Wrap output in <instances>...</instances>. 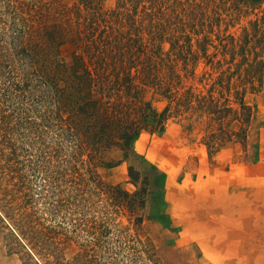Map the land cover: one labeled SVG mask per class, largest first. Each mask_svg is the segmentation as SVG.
Instances as JSON below:
<instances>
[{"label": "rangeland", "instance_id": "rangeland-1", "mask_svg": "<svg viewBox=\"0 0 264 264\" xmlns=\"http://www.w3.org/2000/svg\"><path fill=\"white\" fill-rule=\"evenodd\" d=\"M52 2L0 0V264H264V85L246 93L254 112L246 142L213 151L207 139L216 128L188 110L161 131L143 130L129 152L115 147L94 160L54 112L48 55L34 53L37 30L52 22ZM232 4L220 6L227 20ZM164 11L181 26L187 19L181 5ZM232 17L237 24L227 30L225 21L212 33L179 25L170 33H190L194 50L206 44L212 53L210 42L240 33L256 14ZM74 50L63 44L53 58L71 61ZM209 67L202 56L187 85L201 87ZM143 95L159 110L169 102L152 86ZM131 165L150 177L138 213L123 199L138 189Z\"/></svg>", "mask_w": 264, "mask_h": 264}, {"label": "trees", "instance_id": "trees-1", "mask_svg": "<svg viewBox=\"0 0 264 264\" xmlns=\"http://www.w3.org/2000/svg\"><path fill=\"white\" fill-rule=\"evenodd\" d=\"M51 1L53 19L37 30L34 53L48 55L54 112L92 159L115 147L129 152L143 130L161 131L170 117L188 110L206 114L207 128H216L207 139L213 151L229 141H247L254 112L246 93L264 85V8L258 11L264 0H232L226 7L229 20L220 11L229 0H119L114 8H107L105 0ZM171 5L182 6L187 16L180 18L182 26L164 11ZM242 12L256 17L240 33L226 32L210 42L212 53L206 44L194 50L190 33H170L178 25L183 32L190 26L194 32L212 33L225 21L227 30L237 24L232 15ZM205 38L198 39L199 45ZM166 41L168 50L163 48ZM68 43L75 46L71 61L53 58ZM202 56L210 67L199 78L201 87L187 85ZM146 86L168 98L162 110L145 99ZM130 175L138 189L124 192L123 199L138 213L146 205L150 177L134 165ZM113 188L115 198L123 197L121 186Z\"/></svg>", "mask_w": 264, "mask_h": 264}, {"label": "bare ground", "instance_id": "bare-ground-1", "mask_svg": "<svg viewBox=\"0 0 264 264\" xmlns=\"http://www.w3.org/2000/svg\"><path fill=\"white\" fill-rule=\"evenodd\" d=\"M169 124H170V120H169Z\"/></svg>", "mask_w": 264, "mask_h": 264}]
</instances>
